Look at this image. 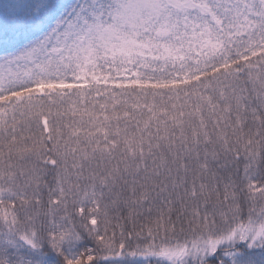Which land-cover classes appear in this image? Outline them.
Returning <instances> with one entry per match:
<instances>
[{"label": "snow or ice", "instance_id": "obj_1", "mask_svg": "<svg viewBox=\"0 0 264 264\" xmlns=\"http://www.w3.org/2000/svg\"><path fill=\"white\" fill-rule=\"evenodd\" d=\"M0 264H264V0H0Z\"/></svg>", "mask_w": 264, "mask_h": 264}]
</instances>
